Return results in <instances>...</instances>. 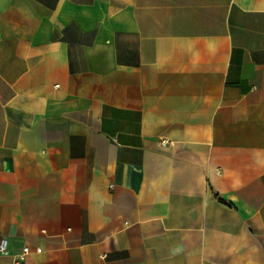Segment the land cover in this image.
Instances as JSON below:
<instances>
[{"label":"crops","instance_id":"1","mask_svg":"<svg viewBox=\"0 0 264 264\" xmlns=\"http://www.w3.org/2000/svg\"><path fill=\"white\" fill-rule=\"evenodd\" d=\"M3 239L264 264V0H0Z\"/></svg>","mask_w":264,"mask_h":264},{"label":"built area","instance_id":"2","mask_svg":"<svg viewBox=\"0 0 264 264\" xmlns=\"http://www.w3.org/2000/svg\"><path fill=\"white\" fill-rule=\"evenodd\" d=\"M41 249L37 248L36 252H40ZM30 252L29 247L24 246L22 253L18 255V260L16 261L15 264H23V260L26 254H28ZM7 253V241L5 239L0 241V254H5Z\"/></svg>","mask_w":264,"mask_h":264}]
</instances>
